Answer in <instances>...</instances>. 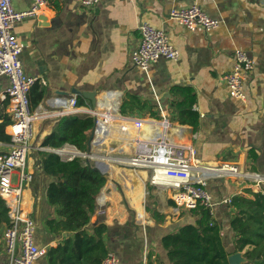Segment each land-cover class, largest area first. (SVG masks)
I'll list each match as a JSON object with an SVG mask.
<instances>
[{
	"label": "crops",
	"instance_id": "0c3cea01",
	"mask_svg": "<svg viewBox=\"0 0 264 264\" xmlns=\"http://www.w3.org/2000/svg\"><path fill=\"white\" fill-rule=\"evenodd\" d=\"M12 2L17 11L30 7V0ZM192 4H198L208 15L218 18L220 26L212 31L191 30L169 18L171 9ZM141 22L165 29L179 50L177 61L161 58L151 63L148 71L134 65L131 54L140 42L137 28ZM14 34L22 46L20 60L25 74L41 80L31 89V97L34 99L37 91L44 93L34 110L40 116L35 125L34 144L41 145L55 122L64 116L57 112L61 108L54 102L57 97H76L84 102L79 107L91 108L104 93L113 92L121 97V105L124 99L133 97L146 106L124 115L158 121L166 117L182 127V136L179 138L174 132L172 137L192 144L202 163H236L246 170L264 174V0H102L90 8L77 0H49L37 15L18 21ZM235 49L245 50L255 62L253 72L244 83L245 100L232 97L224 80L233 70ZM9 84L8 77L0 76V109L5 102L8 104L1 97ZM184 87L191 88L195 97L192 110L198 115L196 129L181 124L174 108L183 101L178 89ZM7 104L5 114L11 119ZM153 113L157 116H152ZM95 129L96 126L90 132L88 152L97 147L110 148L106 137L103 144L99 143V130ZM8 150L9 143L0 142V153ZM252 151L256 154L255 160L250 157ZM39 162V153L33 150L29 167L34 172V180L26 193L27 209L32 211L30 215L37 224L35 244L49 249L73 233L55 234L46 224L48 218L57 214L46 195L50 179L38 172ZM106 178L97 197L92 224L107 227L108 251L115 253L121 264H147L149 253L156 261L159 257L163 264H170L162 237L185 223H194L196 218L189 210L176 209L169 190L154 187L149 194L141 177V208L145 215L140 216L123 181L111 182L107 175ZM121 186L133 210L126 208ZM246 188L253 191L247 183L236 179L212 176L207 181L214 204L213 217L220 223L230 252L234 250L230 228L233 208L227 200ZM150 199H154L153 209L167 216L165 222L152 219L146 207V200ZM101 216L104 218L95 223ZM4 229L0 230V264H9L10 257L2 241ZM36 264L49 263L44 257Z\"/></svg>",
	"mask_w": 264,
	"mask_h": 264
},
{
	"label": "built area",
	"instance_id": "2783aa9c",
	"mask_svg": "<svg viewBox=\"0 0 264 264\" xmlns=\"http://www.w3.org/2000/svg\"><path fill=\"white\" fill-rule=\"evenodd\" d=\"M102 0H77L85 7H94ZM133 2L135 0H128ZM49 0H30V7L17 11L12 0H0V76L9 79V86L1 100L7 101V111L11 123L7 126L10 135L9 150L0 153V197L5 201L10 219L5 227L2 241L10 257L9 264H36L48 249L35 244L36 221L30 215L26 193L34 180L29 159L33 150H52L61 160L68 161L81 157L101 172L110 163L129 167L132 171L148 173L149 183L171 192V199L177 210L208 209L213 215V201L207 189V181L212 176L236 179L245 182L253 191L264 187V174L249 171L236 163L223 162L216 165L202 163L196 156L192 144L181 143L172 135L182 136V127L174 125L164 117L142 119L121 113V97L106 92L96 99L91 108L79 107L76 97L65 99L57 111L60 115L85 114L95 118L98 139L110 137L116 145L101 151L87 153L66 144L58 149L34 144L36 136V116L31 110L29 94L40 82L38 76H28L24 72L20 53L22 46L14 34V26L26 16L37 15ZM169 18L191 30L201 28L212 31L220 26L218 18L208 15L198 4L185 8H173ZM140 42L131 54L135 66L148 71L151 63L161 58L177 61L179 50L163 28H155L147 22L138 25ZM234 67L224 80L232 97L245 100L244 83L255 67L254 60L242 49L234 50ZM146 133L144 134V130ZM232 198L227 202L231 204ZM31 205V204H30ZM102 264H121L118 256L109 251Z\"/></svg>",
	"mask_w": 264,
	"mask_h": 264
},
{
	"label": "trees",
	"instance_id": "16d2710c",
	"mask_svg": "<svg viewBox=\"0 0 264 264\" xmlns=\"http://www.w3.org/2000/svg\"><path fill=\"white\" fill-rule=\"evenodd\" d=\"M178 92L183 97L181 103L174 105L178 120L196 129L198 115L192 110L195 102L193 92L188 87L178 89ZM43 96L42 91H37L34 99L29 94L32 111L37 108ZM83 103L77 99L78 106ZM6 104L0 109V142L9 143L10 135L6 128L11 119L5 114ZM145 108L137 99L129 97L124 99L120 111L129 114L135 109ZM152 116L157 114L153 113ZM94 125L93 116L64 115L55 122L41 145L58 149L69 144L87 153ZM38 153V172L50 179L46 195L57 214L56 217L48 218L46 224L52 233H73L63 243L50 247L44 257L49 264H102L109 252L105 243L107 227L103 224L94 227L92 218L97 211V197L107 181L106 175L81 157L64 161L52 150H40ZM250 157L255 160L256 154L252 151ZM154 187L147 183L149 194ZM230 206L233 208L230 222L234 243L232 252L228 251L223 240L219 221L208 209L200 207L189 210L196 218L194 223H185L162 237V246L169 263L230 264L229 256L241 252L244 257L242 264H264V187L258 192L244 189L243 193L232 197ZM147 211L155 222L166 221L167 216L156 209L147 207ZM9 222L5 201L0 197V230L8 226ZM91 228L94 229L92 233ZM156 259L149 253L147 264H163L159 257Z\"/></svg>",
	"mask_w": 264,
	"mask_h": 264
},
{
	"label": "bare ground",
	"instance_id": "6f19581e",
	"mask_svg": "<svg viewBox=\"0 0 264 264\" xmlns=\"http://www.w3.org/2000/svg\"><path fill=\"white\" fill-rule=\"evenodd\" d=\"M54 102H56L58 104V106L62 107L64 100L60 101L56 98L54 100ZM106 144H108V142ZM112 167L114 168L115 166L112 165ZM116 170H117V175L124 182V184L126 185V188L131 191V198L130 199H131L134 207H136L138 209V214L140 216H144L145 214L143 213L142 208H141V200H143V183H142V180L140 178L141 174H138V176L136 177L135 174H133L132 170H128L125 168L121 169V168H117V167H116ZM141 173L143 175H145V172H141ZM110 180H111V182H113L112 179H110Z\"/></svg>",
	"mask_w": 264,
	"mask_h": 264
},
{
	"label": "rangeland",
	"instance_id": "374dc122",
	"mask_svg": "<svg viewBox=\"0 0 264 264\" xmlns=\"http://www.w3.org/2000/svg\"><path fill=\"white\" fill-rule=\"evenodd\" d=\"M99 141V143H102L103 144V142H104V139L102 138L101 140H98ZM107 142H108V144H107V147H112V146H115L116 145V143L113 141V140H111V138L110 137H108L107 138ZM114 144V145H113ZM102 149V148H101ZM101 149H99L98 147L97 148H94V150H91V152H96V151H101ZM91 163H92V165L94 166V161H90ZM112 165L113 166H115L114 168L112 167ZM119 166V165H118ZM117 165H115V164H113V163H110V166L109 165H107L106 166V170H103V172L102 173H104L105 175H107V177L109 178V179H112L113 181H120V182H122V180L119 178V176L117 175V170H116V167L117 168H121V169H128V170H132V169H130L129 167H125V166H122V165H120L119 167H118ZM133 172V174H135V176L137 177L138 176V173L139 174H141L140 173V171H132ZM148 173H146V175H141V178L144 180V183L145 184H147V183H149V179H148ZM134 176V177H135ZM146 176V177H145ZM122 183H124V182H122ZM122 187V186H121ZM145 187H146V185H145ZM158 189V188H157ZM160 189H164V188H159V190ZM120 191H121V188H120ZM122 197H123V200H124V202H126L127 203V205H126V208H130V210H133V207H132V205H131V203L129 202V199H128V197L126 196V194H125V189L122 187ZM156 192V191H155ZM156 194V193H155ZM147 195V194H146ZM153 195H154V192H153ZM155 197H156V195H154ZM153 196V197H154ZM155 199V198H154ZM154 199H150V200H146L147 202H146V207H149L150 209H153L154 208V206H153V204H154ZM125 204V203H124ZM135 217H136V215H134ZM130 217L132 218L133 217V215L131 214V211H130ZM137 218V217H136ZM135 218V220H136V222L137 221H139V220H137Z\"/></svg>",
	"mask_w": 264,
	"mask_h": 264
},
{
	"label": "water",
	"instance_id": "95a60500",
	"mask_svg": "<svg viewBox=\"0 0 264 264\" xmlns=\"http://www.w3.org/2000/svg\"><path fill=\"white\" fill-rule=\"evenodd\" d=\"M95 128V126H94ZM93 128V130H94ZM92 135H93V132H92ZM95 169H98L100 171V169L96 166H94ZM104 217L101 216L99 218H97V220L95 221V223H99ZM230 264H242L244 262V257H243V254L241 252H236L232 255L229 256L228 258Z\"/></svg>",
	"mask_w": 264,
	"mask_h": 264
}]
</instances>
